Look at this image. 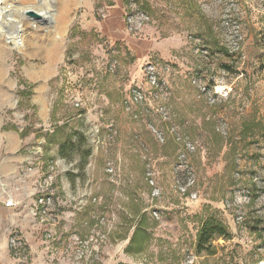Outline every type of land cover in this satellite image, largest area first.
<instances>
[{
	"label": "rangeland",
	"instance_id": "374dc122",
	"mask_svg": "<svg viewBox=\"0 0 264 264\" xmlns=\"http://www.w3.org/2000/svg\"><path fill=\"white\" fill-rule=\"evenodd\" d=\"M5 1L0 169L30 202L16 258L263 263L264 0ZM210 217L228 237L200 254Z\"/></svg>",
	"mask_w": 264,
	"mask_h": 264
},
{
	"label": "crops",
	"instance_id": "0c3cea01",
	"mask_svg": "<svg viewBox=\"0 0 264 264\" xmlns=\"http://www.w3.org/2000/svg\"><path fill=\"white\" fill-rule=\"evenodd\" d=\"M3 3L5 4V6L6 5L8 6L7 1L4 0ZM116 6L117 7L115 8L114 11H112V13L116 14V16L123 15L124 12L123 1L119 0ZM26 11L27 10L24 11L25 14ZM109 33L118 34V28L116 27L115 29L114 28H111V30L109 29ZM116 37H118L120 40L124 39L125 41L130 39V38L128 39L124 38L122 36H116ZM137 43L138 44H135L134 42L135 45H138L140 47L139 42ZM28 195H29L28 193L19 192L18 190L12 188L10 175L5 172L4 168L0 169V264H25L24 262H21L20 259L16 258V256L14 255L13 250L10 247V240L14 237V234H17L19 236L20 233H23V236H26L27 238V235L26 233L24 235L23 230L26 222L25 206H27L30 203L27 200ZM9 200H13L14 206L7 207L5 205L6 202H8ZM125 251L126 253H131L132 249H128L127 247ZM134 253L139 254L140 252H136L134 250ZM103 254H110V253L103 252ZM102 260L106 262L105 258H102ZM122 263L123 262L114 261V264H122Z\"/></svg>",
	"mask_w": 264,
	"mask_h": 264
},
{
	"label": "trees",
	"instance_id": "16d2710c",
	"mask_svg": "<svg viewBox=\"0 0 264 264\" xmlns=\"http://www.w3.org/2000/svg\"><path fill=\"white\" fill-rule=\"evenodd\" d=\"M126 3H129V0H125ZM75 134V133H74ZM76 135V134H75ZM73 140H69V142H64L61 147V153L67 151V150H73L72 148H68V144L73 143ZM90 155V152H88L87 156ZM142 234L144 235V240L147 239L148 234L144 231H142ZM226 238L228 237V231L223 223H221L219 220L210 217L209 219L205 220L203 222V225L201 226L199 230V234L197 236V245L196 249L198 253L203 252H210L212 247V242L216 238ZM143 238H141V230L140 228L136 229L135 233L133 234V237L131 239V242L128 246V249H134L136 252H141L142 249L145 246ZM129 251V250H128Z\"/></svg>",
	"mask_w": 264,
	"mask_h": 264
},
{
	"label": "bare ground",
	"instance_id": "6f19581e",
	"mask_svg": "<svg viewBox=\"0 0 264 264\" xmlns=\"http://www.w3.org/2000/svg\"><path fill=\"white\" fill-rule=\"evenodd\" d=\"M3 1L4 0H0V30L6 21H13L12 14H11V10L13 9V4H11V5H9V7H7V5L5 6ZM35 9L43 17H46L48 14L43 8L35 7ZM8 39L10 41H14L17 46H20L22 44V40L14 37L12 35ZM261 264H264V262Z\"/></svg>",
	"mask_w": 264,
	"mask_h": 264
},
{
	"label": "water",
	"instance_id": "95a60500",
	"mask_svg": "<svg viewBox=\"0 0 264 264\" xmlns=\"http://www.w3.org/2000/svg\"><path fill=\"white\" fill-rule=\"evenodd\" d=\"M26 15L31 17V18L37 19V20L43 19L42 15H40L39 13H37L33 10H27Z\"/></svg>",
	"mask_w": 264,
	"mask_h": 264
},
{
	"label": "built area",
	"instance_id": "2783aa9c",
	"mask_svg": "<svg viewBox=\"0 0 264 264\" xmlns=\"http://www.w3.org/2000/svg\"><path fill=\"white\" fill-rule=\"evenodd\" d=\"M40 203H43V199H40ZM7 207H10V206H14V202L13 200H9L8 202H6L5 204ZM13 245L16 244L15 241H12Z\"/></svg>",
	"mask_w": 264,
	"mask_h": 264
}]
</instances>
